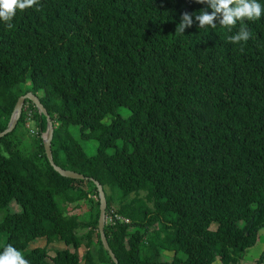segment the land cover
<instances>
[{
    "label": "trees",
    "instance_id": "1",
    "mask_svg": "<svg viewBox=\"0 0 264 264\" xmlns=\"http://www.w3.org/2000/svg\"><path fill=\"white\" fill-rule=\"evenodd\" d=\"M205 7L39 0V10L17 11L11 29L0 21V130L31 90L53 120V160L87 176H64L49 163L45 116L27 98L0 137V252L11 244L30 264H50L46 245L27 248L44 236L64 242L52 264H114L91 177L105 192L104 232L118 264L217 256L236 264L255 242L264 226V16L244 22L251 37L241 51L228 41L240 22L231 32L198 28ZM184 12L193 24L177 35ZM30 118L37 130L21 140L18 127L28 132ZM85 139L95 141L92 153Z\"/></svg>",
    "mask_w": 264,
    "mask_h": 264
},
{
    "label": "clouds",
    "instance_id": "2",
    "mask_svg": "<svg viewBox=\"0 0 264 264\" xmlns=\"http://www.w3.org/2000/svg\"><path fill=\"white\" fill-rule=\"evenodd\" d=\"M197 3L206 5L199 13L195 14V21H198V28L215 29L217 24L226 28L229 32L240 22L239 30L235 35H230L228 41L235 44L246 43L251 37L245 21H255L264 16V5L258 0H196ZM35 7L39 10V0H0V21L5 22L7 28L11 29V23L17 11H25ZM211 11H208V9ZM193 24V14L184 12L180 22L176 26L175 33L182 35L187 27ZM243 42V43H242ZM0 264H30L24 254L13 247L7 245L3 252H0Z\"/></svg>",
    "mask_w": 264,
    "mask_h": 264
},
{
    "label": "water",
    "instance_id": "3",
    "mask_svg": "<svg viewBox=\"0 0 264 264\" xmlns=\"http://www.w3.org/2000/svg\"><path fill=\"white\" fill-rule=\"evenodd\" d=\"M27 98L31 99L32 102L34 103L36 109L38 110V112L45 116L46 126H45L44 131L42 132V143H43V147H44L46 156L49 160V163L53 166V168L55 170H57L60 174H62L64 176L75 177V178H86L87 176H85L83 173L75 171L73 169L62 167V166L58 165L53 160L52 151H51V138H52V134H53V120H52L49 112L47 111L46 107L44 106V104L39 99V97L34 92H32L31 90H28V91H26L23 94H20L18 96V98H17V100L13 106V109L11 111V114H10V117L8 119L6 126L0 130V137L13 129V127L15 126V124H16V122H17V120L21 114V111L23 109L24 101ZM91 179L95 183L96 188H97V192H98L99 212H98V218H97V226H98L99 236H100V239H101V242H102L104 248L108 251L110 257L114 261V264H118V260L115 256L114 252L112 251L111 247L109 246L107 239H106L105 232H104V224H105L106 215H107L105 192H104L102 184L100 183V181L98 179H96L94 177H91Z\"/></svg>",
    "mask_w": 264,
    "mask_h": 264
},
{
    "label": "rangeland",
    "instance_id": "4",
    "mask_svg": "<svg viewBox=\"0 0 264 264\" xmlns=\"http://www.w3.org/2000/svg\"><path fill=\"white\" fill-rule=\"evenodd\" d=\"M23 108H24V105H23ZM120 112H122L123 114H126L128 112V109L126 107H122L120 109ZM107 117H110V115L107 114ZM26 124H27L26 126L28 128V132L23 131L24 128H23V126H21V127H18V133L20 134V137L22 138L21 140L29 141V140H31L30 134H34L36 132L37 126L35 125L34 120L32 121L31 118L28 120V122ZM117 143L120 144L121 141L118 140ZM82 145L88 153H92L94 151V148H95L94 147L95 141L93 139H85V140H82ZM114 194H115V198H119L122 195V192L120 189L115 188ZM133 195H134V192H130L124 198L128 199L129 197H131ZM84 205L85 206L89 205V201L85 200L83 207H84ZM83 207H82V209H83ZM10 208L16 210L19 208V206L14 201H11ZM2 212H3V209H1V213ZM213 226H214V224L212 225V227ZM80 231H83V229H81ZM35 245H40V246L46 245V247L48 248V255H49L47 257V260L50 262V264H52L50 257L54 253L53 250L55 248H58V247H63L64 242L62 240H57L55 242L46 243V239L44 236H38V237L29 241L27 248H30V247L35 246ZM83 249L84 248H82V247L77 249L79 255H81L83 253V251H84ZM263 249H264V226H261L258 229L255 242L252 245L244 248L241 257L238 259L236 264H264V254L261 256ZM210 264H227V263H224L217 256V257H215V259ZM229 264H234V263H229Z\"/></svg>",
    "mask_w": 264,
    "mask_h": 264
},
{
    "label": "built area",
    "instance_id": "5",
    "mask_svg": "<svg viewBox=\"0 0 264 264\" xmlns=\"http://www.w3.org/2000/svg\"><path fill=\"white\" fill-rule=\"evenodd\" d=\"M27 115H28V116H30V113H29V111H28Z\"/></svg>",
    "mask_w": 264,
    "mask_h": 264
}]
</instances>
